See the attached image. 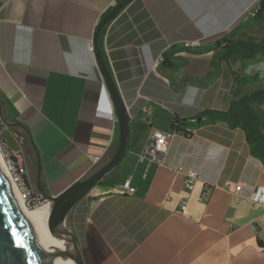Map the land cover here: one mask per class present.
Returning a JSON list of instances; mask_svg holds the SVG:
<instances>
[{
    "label": "crops",
    "instance_id": "crops-1",
    "mask_svg": "<svg viewBox=\"0 0 264 264\" xmlns=\"http://www.w3.org/2000/svg\"><path fill=\"white\" fill-rule=\"evenodd\" d=\"M116 1L0 0L1 113L28 131L48 197L115 152V112L88 47ZM258 3L132 0L105 28L103 52L129 132L123 159L67 215L84 264H264V208L248 200L264 185V166L241 128L198 117L227 110L233 74L254 79L237 98L264 89V57L225 62L215 45L235 24L246 26ZM250 29L259 34L264 22ZM252 107L264 113V104ZM176 121L187 135L175 133ZM11 130L10 147L25 150L35 185L28 138ZM153 130L173 135L160 162L140 159ZM187 171L197 174L191 190ZM127 180L132 195L118 189ZM227 183L240 184L239 194Z\"/></svg>",
    "mask_w": 264,
    "mask_h": 264
},
{
    "label": "water",
    "instance_id": "water-1",
    "mask_svg": "<svg viewBox=\"0 0 264 264\" xmlns=\"http://www.w3.org/2000/svg\"><path fill=\"white\" fill-rule=\"evenodd\" d=\"M132 0H121L106 13L96 26L92 40L94 57L97 67L108 91L117 121V146L112 157L92 174L55 196L45 195L41 179V163L39 154L31 140L28 131L18 123L2 121L10 128L21 130L28 138V142L35 155V185L36 191L50 206L47 218V229L50 234L61 239L65 248V256L73 264H84L80 247L74 234L66 228L67 215L73 207L86 198L90 191L101 180L117 167L123 159L127 149L129 132V116L123 104L117 86L108 71L98 45V39L108 24ZM32 163V162H30ZM0 264H51L42 245L40 244L16 194L0 163Z\"/></svg>",
    "mask_w": 264,
    "mask_h": 264
},
{
    "label": "trees",
    "instance_id": "trees-1",
    "mask_svg": "<svg viewBox=\"0 0 264 264\" xmlns=\"http://www.w3.org/2000/svg\"><path fill=\"white\" fill-rule=\"evenodd\" d=\"M120 1L121 0H117L116 4ZM111 8H109L106 13H108ZM253 11V16L247 20L249 28L260 25L264 22V0H259V3ZM103 35L104 30L99 36L98 45L105 65L110 72L103 52ZM232 37H234V34L224 36L215 43L218 48L221 47V60L228 62L235 59L248 60L257 56L264 57V38L259 40L246 38L245 40L233 41ZM166 56L167 54H164L163 63L167 60ZM253 80L254 79L240 78L236 74H233V85L227 110L223 113L204 111L200 113L198 117L199 119L206 117V120L209 122L223 121L231 128H241L250 145L252 155L264 166V113L257 112L252 107L253 105L261 106L264 104V89L237 98L239 87L242 84ZM173 130L176 134L183 135H187L189 131L184 123H178L177 121L173 123ZM24 144L25 149H30L27 139L24 140Z\"/></svg>",
    "mask_w": 264,
    "mask_h": 264
},
{
    "label": "built area",
    "instance_id": "built-area-1",
    "mask_svg": "<svg viewBox=\"0 0 264 264\" xmlns=\"http://www.w3.org/2000/svg\"><path fill=\"white\" fill-rule=\"evenodd\" d=\"M251 16H253V14ZM196 45L197 44H187L186 46L195 47ZM88 50L91 54H94L92 43L89 45ZM162 60L163 58L161 56V58H159V62H162ZM11 135V128L8 127L0 117V155L13 183L15 184L25 204L29 208L30 204L34 202L36 195L40 197V199L43 198L36 191L35 187L32 186L29 180L24 149L21 145L15 149L10 147L8 137ZM172 136V134H165L160 131L153 130L151 132L147 145L140 156V159H147L149 162H160L162 160L161 157L167 153L169 141ZM97 161L98 160H94V163L96 164ZM183 175L184 188L186 190H191L195 181L197 180V174L192 171H187L184 172ZM224 188L230 193L238 195L241 190V185L227 183L225 184ZM118 189L126 195H132L134 193V189L131 187L128 180L120 185ZM248 200L252 206L264 208V185L257 186L249 196ZM184 209L185 206L183 204L181 210L184 211ZM258 221L264 228V215Z\"/></svg>",
    "mask_w": 264,
    "mask_h": 264
},
{
    "label": "bare ground",
    "instance_id": "bare-ground-1",
    "mask_svg": "<svg viewBox=\"0 0 264 264\" xmlns=\"http://www.w3.org/2000/svg\"><path fill=\"white\" fill-rule=\"evenodd\" d=\"M0 163L15 191V194L40 242L51 264H73L65 256L66 248L61 239L53 237L47 229V218L50 211V204H42L34 209H29L22 199L19 191L13 183L6 166L0 155Z\"/></svg>",
    "mask_w": 264,
    "mask_h": 264
},
{
    "label": "rangeland",
    "instance_id": "rangeland-1",
    "mask_svg": "<svg viewBox=\"0 0 264 264\" xmlns=\"http://www.w3.org/2000/svg\"><path fill=\"white\" fill-rule=\"evenodd\" d=\"M246 26H244V24L243 25H240V23H238V24H235V27L233 26L231 29H229L228 30V32L226 33V34H224V36H228V35H230V34H232V33H234L235 34V40H245L246 38H254V39H257V40H259V39H261V38H259V36H261V35H263L264 36V30L263 31H261V33H254V34H252V31H251V29L248 27V24L246 23L245 24ZM250 35L251 36H254V37H250ZM223 36V37H224ZM262 38H264V37H262ZM234 40V41H235ZM25 140V139H24ZM10 145V144H9ZM24 154H25V150H24ZM95 171V170H94ZM93 171V172H94ZM93 172H91L90 174H92ZM89 174V175H90ZM88 175V176H89ZM87 177V176H86ZM85 177V178H86ZM84 179V178H83ZM30 182H31V184H32V186L33 187H35V185H34V183L30 180ZM40 196V195H39ZM46 203H48L47 201H44L43 199H40V197H38L37 195L35 196V199H34V202L32 203V204H30V206H29V209H34V208H36V207H38V206H40V205H42V204H46ZM51 206V205H50ZM65 226H66V228L67 229H69L70 230V228H69V226H68V223L67 222H65ZM71 231V230H70Z\"/></svg>",
    "mask_w": 264,
    "mask_h": 264
}]
</instances>
